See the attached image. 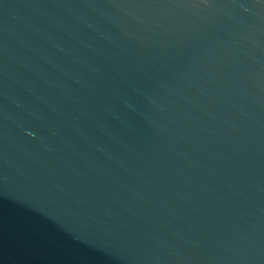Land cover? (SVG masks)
<instances>
[{"label": "water", "instance_id": "1", "mask_svg": "<svg viewBox=\"0 0 264 264\" xmlns=\"http://www.w3.org/2000/svg\"><path fill=\"white\" fill-rule=\"evenodd\" d=\"M0 264H264V0H0Z\"/></svg>", "mask_w": 264, "mask_h": 264}]
</instances>
